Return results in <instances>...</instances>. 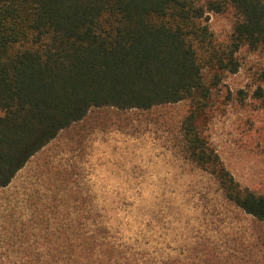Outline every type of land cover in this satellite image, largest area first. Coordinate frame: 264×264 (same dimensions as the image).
<instances>
[{
    "label": "rangeland",
    "instance_id": "374dc122",
    "mask_svg": "<svg viewBox=\"0 0 264 264\" xmlns=\"http://www.w3.org/2000/svg\"><path fill=\"white\" fill-rule=\"evenodd\" d=\"M208 14L226 40L233 13ZM240 59L214 91L208 134L235 178L264 192V104L253 98L264 52ZM187 108L93 107L63 129L0 190V264H200L211 248L242 252L246 231L264 234L183 155Z\"/></svg>",
    "mask_w": 264,
    "mask_h": 264
},
{
    "label": "trees",
    "instance_id": "16d2710c",
    "mask_svg": "<svg viewBox=\"0 0 264 264\" xmlns=\"http://www.w3.org/2000/svg\"><path fill=\"white\" fill-rule=\"evenodd\" d=\"M211 11L233 13L226 40L211 30ZM245 49L264 52V0H0V190L93 107L187 102L183 155L264 222V192L235 178L207 126L214 91ZM257 80L253 98L264 104V65ZM246 236L242 252L211 248L200 264H264V234Z\"/></svg>",
    "mask_w": 264,
    "mask_h": 264
}]
</instances>
